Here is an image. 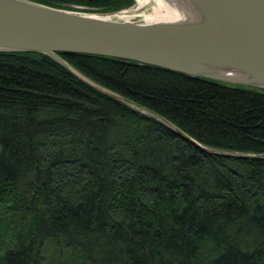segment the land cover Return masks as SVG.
I'll use <instances>...</instances> for the list:
<instances>
[{
	"label": "trees",
	"instance_id": "16d2710c",
	"mask_svg": "<svg viewBox=\"0 0 264 264\" xmlns=\"http://www.w3.org/2000/svg\"><path fill=\"white\" fill-rule=\"evenodd\" d=\"M57 53L205 146L264 153V88ZM0 209V264H264V157L200 150L38 51L0 50Z\"/></svg>",
	"mask_w": 264,
	"mask_h": 264
},
{
	"label": "water",
	"instance_id": "95a60500",
	"mask_svg": "<svg viewBox=\"0 0 264 264\" xmlns=\"http://www.w3.org/2000/svg\"><path fill=\"white\" fill-rule=\"evenodd\" d=\"M174 19H113L83 6L0 0V50L45 53L83 82L160 120L195 147L235 157L264 153L205 146L162 116L87 78L57 52L121 57L214 81L264 88V0H169Z\"/></svg>",
	"mask_w": 264,
	"mask_h": 264
},
{
	"label": "bare ground",
	"instance_id": "6f19581e",
	"mask_svg": "<svg viewBox=\"0 0 264 264\" xmlns=\"http://www.w3.org/2000/svg\"><path fill=\"white\" fill-rule=\"evenodd\" d=\"M135 1L139 6L145 3L147 0H135ZM153 1L155 3V7L150 13L145 14V18L147 22L174 19L181 15V13L179 11H176V8L173 7L171 1L169 0H153ZM124 13L125 12H122L121 14L120 12V15H123ZM105 16H109V14H105Z\"/></svg>",
	"mask_w": 264,
	"mask_h": 264
},
{
	"label": "rangeland",
	"instance_id": "374dc122",
	"mask_svg": "<svg viewBox=\"0 0 264 264\" xmlns=\"http://www.w3.org/2000/svg\"><path fill=\"white\" fill-rule=\"evenodd\" d=\"M154 7H155V3L153 0H147L145 3H143L139 6L136 3V1L134 0L133 4L126 8V12L133 14V16H132L133 18L131 20H145L146 21L145 14L150 13ZM116 17H118V16H116V14H111V15L109 14V18L115 19ZM0 212H1L0 215L6 213L5 211L4 212L0 211ZM47 249H48V252L52 253L51 257L53 258V260L56 261L55 251L53 250V247L48 246ZM62 264H72V263H65L64 262Z\"/></svg>",
	"mask_w": 264,
	"mask_h": 264
},
{
	"label": "built area",
	"instance_id": "2783aa9c",
	"mask_svg": "<svg viewBox=\"0 0 264 264\" xmlns=\"http://www.w3.org/2000/svg\"><path fill=\"white\" fill-rule=\"evenodd\" d=\"M134 1V0H133ZM133 4V3H132ZM131 4V5H132ZM130 5V6H131ZM129 7V6H128ZM126 8L127 7H125V8H122V9H119V10H117L116 12H113V14H116V16H118V17H116L115 19H128V20H131L133 17V14H131V13H128V12H126ZM120 12H121V14H122V12H125L123 15H125V16H123V15H120ZM112 14V13H111Z\"/></svg>",
	"mask_w": 264,
	"mask_h": 264
}]
</instances>
